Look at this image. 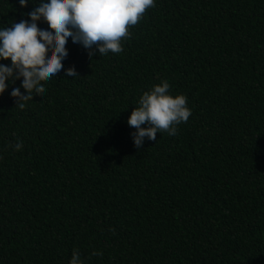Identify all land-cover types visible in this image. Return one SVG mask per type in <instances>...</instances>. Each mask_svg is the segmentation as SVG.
<instances>
[{"label":"trees","instance_id":"1","mask_svg":"<svg viewBox=\"0 0 264 264\" xmlns=\"http://www.w3.org/2000/svg\"><path fill=\"white\" fill-rule=\"evenodd\" d=\"M28 10L0 0V28ZM128 31L92 57L69 37L43 89L0 94V264H264V0H154ZM161 79L191 114L137 150Z\"/></svg>","mask_w":264,"mask_h":264},{"label":"clouds","instance_id":"2","mask_svg":"<svg viewBox=\"0 0 264 264\" xmlns=\"http://www.w3.org/2000/svg\"><path fill=\"white\" fill-rule=\"evenodd\" d=\"M21 7L29 6L26 18L0 28V94L22 101L33 90L45 87L41 78L56 76L67 55L66 40L79 43L89 57L122 51V38L130 35L128 26L135 25L154 0H19ZM40 14L46 23H38ZM46 44L50 49L46 51ZM94 46V47H93ZM65 77H76L74 66L64 70ZM18 75V81L16 82ZM167 79H161L144 91L127 117L134 128L131 137L137 150L145 141L157 140L156 133L166 131L175 135L176 125L186 122L191 114L184 94H172ZM141 125H146L142 127ZM16 136L12 146L21 144ZM98 253L93 251L92 255ZM69 264H83L78 250H73Z\"/></svg>","mask_w":264,"mask_h":264}]
</instances>
